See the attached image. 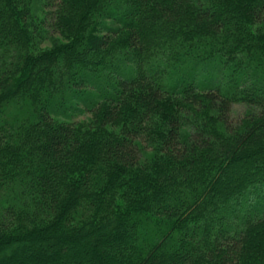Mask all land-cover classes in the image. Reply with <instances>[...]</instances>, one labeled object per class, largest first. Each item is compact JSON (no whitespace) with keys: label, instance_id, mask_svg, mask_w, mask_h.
<instances>
[{"label":"trees","instance_id":"trees-1","mask_svg":"<svg viewBox=\"0 0 264 264\" xmlns=\"http://www.w3.org/2000/svg\"><path fill=\"white\" fill-rule=\"evenodd\" d=\"M0 264H264V0H0Z\"/></svg>","mask_w":264,"mask_h":264},{"label":"rangeland","instance_id":"rangeland-1","mask_svg":"<svg viewBox=\"0 0 264 264\" xmlns=\"http://www.w3.org/2000/svg\"><path fill=\"white\" fill-rule=\"evenodd\" d=\"M43 44H46V45H48V46H52V43H49V42H43ZM45 45V46H46ZM205 81V80H204ZM91 90V89H90ZM246 111H247V107L246 106H243V105H235L234 106V112H233V117H234V120L236 121V122H238V121H240L242 118H243V116H244V114L246 113ZM91 117H92V115L91 114H89L88 112L87 113H84V114H82V113H75L74 115H73V119L75 120V121H89V120H91ZM119 128L120 127H118L117 128V130H119ZM149 150V149H148Z\"/></svg>","mask_w":264,"mask_h":264}]
</instances>
